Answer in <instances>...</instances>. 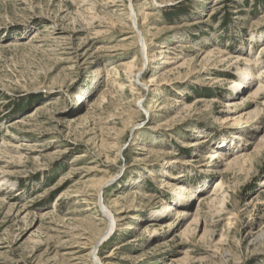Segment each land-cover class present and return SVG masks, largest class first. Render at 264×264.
Wrapping results in <instances>:
<instances>
[{"label":"rangeland","instance_id":"obj_1","mask_svg":"<svg viewBox=\"0 0 264 264\" xmlns=\"http://www.w3.org/2000/svg\"><path fill=\"white\" fill-rule=\"evenodd\" d=\"M263 45L264 0H0V264H264Z\"/></svg>","mask_w":264,"mask_h":264},{"label":"bare ground","instance_id":"obj_2","mask_svg":"<svg viewBox=\"0 0 264 264\" xmlns=\"http://www.w3.org/2000/svg\"><path fill=\"white\" fill-rule=\"evenodd\" d=\"M131 19H132V23L133 22H135V26H134V28L136 29V32L138 33V37H139V39H141V38H143L144 39V52H143V56H144V60L143 61H147V60H149V58H148V54H149V52H148V47H147V44H146V37H145V35H144V33L142 32V30H141V28H140V26H139V22H138V14H137V12H136V10L134 9V8H132L131 7ZM134 20V21H133ZM137 25V26H136ZM141 41V40H140ZM260 51H264V45L263 46H261L260 47ZM213 53L214 52H208V53H206V55L205 56H212L213 55ZM233 56H228V57H226V60H229L230 58H232ZM240 60H247V57L246 56H242V58H240ZM254 66V65H253ZM249 68H250V64H246V66H245V68H244V76L245 75H248L249 76V73H252V71H249ZM252 68V67H251ZM142 69H143V67H142ZM142 73H143V70L141 71ZM243 75V74H242ZM260 76H262V73H261V71L258 73V77L260 78ZM246 78H247V76H245ZM252 77H253V75H252ZM245 82V81H244ZM141 85H143V86H145V87H150V85H152L151 84V82L148 80L147 82H145V81H141ZM116 86H118L119 87V85L117 84V82H116ZM234 86L235 87H238V88H242V87H244V85H243V83H242V81L241 80H236L235 81V83H234ZM261 86H263L262 85V83H259L258 84V86L256 87V89L254 90V93L256 94V95H259L260 94V92H261ZM121 87H123L122 85L120 86V88ZM123 89V88H122ZM76 96H77V98L78 99H82L83 97L80 95V94H76ZM232 104L229 102V101H226V104H225V106L226 107H229V106H231ZM236 119V117L234 118V117H231L230 118V120H235ZM261 138H264V135H262L261 136ZM256 147V146H255ZM215 156H217L216 154L214 155V157ZM113 178H111L110 179V181L112 180ZM107 182H109V181H106L105 183H107ZM221 186H223V182H220L219 180L216 182V185H215V189H214V191H217V188L218 187H221ZM214 197H213V199H216V197H217V194H215V192H214ZM62 196H63V194H61L58 198L59 199H62ZM99 197H100V192H99ZM99 205H100V207H102V209L104 210V212L106 213L105 215H106V218L107 217H109L110 218V220H111V224H110V226H109V228H108V225H107V228L108 229H106V232H107V230H108V234H111L112 233V231H113V229H114V224L117 222V218H116V216H115V214L113 213V211H112V209L106 204V202L105 201H99ZM225 203V202H224ZM171 209H173L172 208V206H170V204H168V205H166L165 206V210L164 211H169V210H171ZM224 210V209H223ZM101 213H102V211H101ZM113 217V218H112ZM108 220V219H107ZM192 223V222H191ZM88 241V240H87ZM99 241H101L100 239H98V241H95L94 242V244L91 246V249H90V251L89 252H87L86 253V255H89L90 257H92L93 259H95L96 261H99L101 264H111V261H105V262H103L99 257H98V254L96 255V252H95V245H99ZM86 245H87V243H85ZM97 247V246H96Z\"/></svg>","mask_w":264,"mask_h":264}]
</instances>
